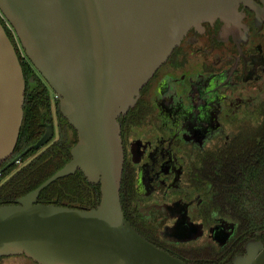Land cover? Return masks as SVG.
<instances>
[{
  "label": "water",
  "instance_id": "water-1",
  "mask_svg": "<svg viewBox=\"0 0 264 264\" xmlns=\"http://www.w3.org/2000/svg\"><path fill=\"white\" fill-rule=\"evenodd\" d=\"M254 0H0L35 68L77 130L72 158L37 188L0 206V257L38 264H189L141 235L120 196L124 149L119 116L167 60L188 29L230 17ZM33 81V76L31 77ZM26 78L0 19V164L12 155L24 118ZM53 125L13 162L53 137ZM81 169L100 184L96 207L38 202L42 190ZM1 174V171H0ZM230 264H264V242L251 240Z\"/></svg>",
  "mask_w": 264,
  "mask_h": 264
},
{
  "label": "flooded vegetation",
  "instance_id": "flooded-vegetation-1",
  "mask_svg": "<svg viewBox=\"0 0 264 264\" xmlns=\"http://www.w3.org/2000/svg\"><path fill=\"white\" fill-rule=\"evenodd\" d=\"M118 120L122 208L141 235L189 264H230L264 242L229 196L264 149V0L192 25ZM23 262L38 264L0 257Z\"/></svg>",
  "mask_w": 264,
  "mask_h": 264
},
{
  "label": "trees",
  "instance_id": "trees-1",
  "mask_svg": "<svg viewBox=\"0 0 264 264\" xmlns=\"http://www.w3.org/2000/svg\"><path fill=\"white\" fill-rule=\"evenodd\" d=\"M3 25L16 46L23 66L26 94L18 143L12 155L0 164V206L15 202L62 168L72 158L71 149L78 140L77 130L60 111L56 92L35 68L23 47L21 52L13 33L4 22ZM47 122L56 123L54 137L41 148H33L23 154L18 162H13L44 134ZM258 154L257 159L250 160L248 167L241 168L243 174L232 184L229 193L231 200L240 204L237 210L249 213L250 231L254 232L252 235L259 231L264 233V149ZM100 198V184L90 182L78 169L74 174L59 177L46 186L38 202L88 209L96 207ZM261 219L263 224L259 225Z\"/></svg>",
  "mask_w": 264,
  "mask_h": 264
},
{
  "label": "built area",
  "instance_id": "built-area-1",
  "mask_svg": "<svg viewBox=\"0 0 264 264\" xmlns=\"http://www.w3.org/2000/svg\"><path fill=\"white\" fill-rule=\"evenodd\" d=\"M0 19H1V21H3L5 23V25L8 27V29L13 33L14 39L16 40V43H17L19 38L15 32V29L13 28V26L11 25L9 20L6 18V16L4 15V13L2 12L1 9H0ZM19 42H20V40H19ZM20 44L17 43L19 49L21 50L22 46Z\"/></svg>",
  "mask_w": 264,
  "mask_h": 264
},
{
  "label": "rangeland",
  "instance_id": "rangeland-1",
  "mask_svg": "<svg viewBox=\"0 0 264 264\" xmlns=\"http://www.w3.org/2000/svg\"><path fill=\"white\" fill-rule=\"evenodd\" d=\"M18 44H20V42H19V40H18V42H17ZM21 45V44H20ZM23 50H22V48H21V52H22ZM23 54V53H22ZM18 260V259H17ZM16 262H18V261H16ZM23 264H27L26 262H23Z\"/></svg>",
  "mask_w": 264,
  "mask_h": 264
}]
</instances>
